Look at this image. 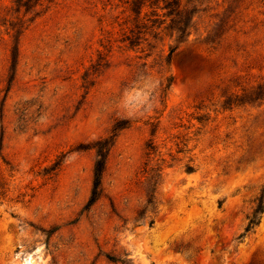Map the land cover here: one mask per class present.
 Instances as JSON below:
<instances>
[{
    "label": "rangeland",
    "instance_id": "374dc122",
    "mask_svg": "<svg viewBox=\"0 0 264 264\" xmlns=\"http://www.w3.org/2000/svg\"><path fill=\"white\" fill-rule=\"evenodd\" d=\"M126 1L0 0V264H264V0Z\"/></svg>",
    "mask_w": 264,
    "mask_h": 264
},
{
    "label": "trees",
    "instance_id": "16d2710c",
    "mask_svg": "<svg viewBox=\"0 0 264 264\" xmlns=\"http://www.w3.org/2000/svg\"><path fill=\"white\" fill-rule=\"evenodd\" d=\"M165 1V0H164ZM127 4H129V7L131 8V12L133 13H136V14H140V11H141V8L143 7V4L141 3L140 6L138 7V12H135V8L136 6L139 4V0H127L126 1ZM174 4V1H169V2H166V8L167 7H170L171 5ZM139 20H136L135 21V24H134V27L133 29H131L129 32L132 34L131 37L134 38L135 35H138L140 34L141 32L139 31L140 27L138 26L139 24L140 25H143V23L141 22H138ZM176 31L178 32V38L181 39L183 36L186 35V30H187V24H184L183 22L181 21H176ZM153 26V25H152ZM151 26V27H152ZM144 27V25H143ZM149 28H146V30H148ZM131 45L132 42H130ZM134 46V45H133ZM175 49H172L170 51V54L168 56V64L170 63V60H171V56L173 54ZM257 93H255V95L257 96H244L243 98L245 99H248L249 101H254L256 99H263V95H264V88L263 87H258L257 88ZM243 102L239 101V104H242ZM96 147H97V160L95 161L94 163V181H93V190H92V196H96L97 194V190L101 184V179H102V176H103V173L105 171V168H106V156H107V153H108V144L107 142H98L96 144ZM92 202H94V198L92 200ZM263 209H264V202H263V195L257 200V206H256V209H255V214L257 213H261L263 212ZM252 223V222H251Z\"/></svg>",
    "mask_w": 264,
    "mask_h": 264
},
{
    "label": "water",
    "instance_id": "95a60500",
    "mask_svg": "<svg viewBox=\"0 0 264 264\" xmlns=\"http://www.w3.org/2000/svg\"><path fill=\"white\" fill-rule=\"evenodd\" d=\"M181 58V54L180 53H177L175 56H174V63L175 64H178V61L180 60Z\"/></svg>",
    "mask_w": 264,
    "mask_h": 264
}]
</instances>
